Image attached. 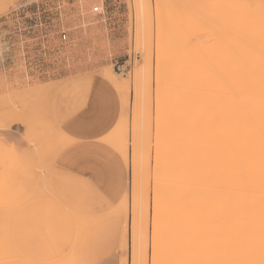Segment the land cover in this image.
Returning a JSON list of instances; mask_svg holds the SVG:
<instances>
[{"label": "rangeland", "instance_id": "obj_1", "mask_svg": "<svg viewBox=\"0 0 264 264\" xmlns=\"http://www.w3.org/2000/svg\"><path fill=\"white\" fill-rule=\"evenodd\" d=\"M155 3L0 0V264H167L174 247L163 223L179 203L163 171L169 122H179L171 106L195 108L199 83L196 68L177 76L166 59L172 51L189 63L216 32L199 28L205 7ZM190 7L201 13L194 25L183 17ZM89 86L118 114L80 149L59 120L84 103ZM13 125L24 130L6 135Z\"/></svg>", "mask_w": 264, "mask_h": 264}, {"label": "bare ground", "instance_id": "obj_2", "mask_svg": "<svg viewBox=\"0 0 264 264\" xmlns=\"http://www.w3.org/2000/svg\"><path fill=\"white\" fill-rule=\"evenodd\" d=\"M154 1L155 4L182 3L205 7L201 8L202 16L197 13L200 9L194 8L197 11L192 13L190 7L192 16L184 12L183 17L187 16L185 20H190L193 25L200 19V30L207 24L205 28L210 26L211 35L212 31L216 32L215 36L207 37L216 40L212 44H206V41H202L201 46L197 44L200 47L189 63H181V54L177 59L175 53L167 49L170 59L166 60L172 67L167 66L178 73L175 72L174 77L180 75L178 71L182 68V71L196 68L198 76L194 74L196 80L192 82L199 83L198 95H194L198 103H193L194 96L187 103L197 105L198 110L192 105L187 106L188 110L186 105H181L182 102L178 103L181 108L172 103L171 107L177 108V112L181 109L178 114L169 107L179 122H169L166 139L169 147L163 171L165 178L169 177L172 183L166 178L171 184L167 182L162 186L172 185L174 192L171 187L167 191L171 192V199L179 203L171 204L172 217L170 208L162 213H169L165 217L172 218L163 223L174 247L169 250L171 255L167 254V264H264V0ZM206 8L221 10L220 13H213V10L203 12ZM194 14L201 18L195 15L198 18L195 20ZM173 16L175 20L182 17ZM160 33L158 38L164 39ZM182 71L181 75L189 73ZM169 73L172 75L171 71ZM171 98L168 99L171 101ZM185 108L186 112H193L187 116L192 120L190 122L185 120ZM172 112L169 115H174ZM194 115L196 122L193 121ZM174 116L170 117L173 119ZM181 118L184 122L180 121ZM156 192L154 194L158 196ZM166 192L164 196L167 198ZM157 196H154V204L161 193Z\"/></svg>", "mask_w": 264, "mask_h": 264}, {"label": "crops", "instance_id": "obj_3", "mask_svg": "<svg viewBox=\"0 0 264 264\" xmlns=\"http://www.w3.org/2000/svg\"><path fill=\"white\" fill-rule=\"evenodd\" d=\"M91 85V84H90ZM108 97H113L111 91L107 92ZM115 97V96H114ZM104 98L108 99L104 96ZM100 93L89 86V92L84 97V103L73 113L64 116L59 120L61 131L68 137L82 141L80 149L93 139L101 138L113 126L116 121L118 108L117 105L103 102L106 100ZM105 105V106H104ZM15 129L23 131L22 125H13L10 132L6 135H14ZM14 130V131H13Z\"/></svg>", "mask_w": 264, "mask_h": 264}, {"label": "built area", "instance_id": "obj_4", "mask_svg": "<svg viewBox=\"0 0 264 264\" xmlns=\"http://www.w3.org/2000/svg\"><path fill=\"white\" fill-rule=\"evenodd\" d=\"M95 12H99V7L98 6H96V7H94V9H93ZM63 38H65L66 36L65 35H63L62 36Z\"/></svg>", "mask_w": 264, "mask_h": 264}]
</instances>
